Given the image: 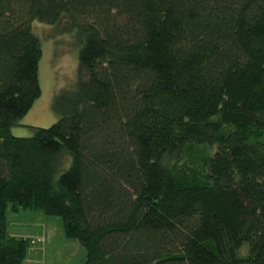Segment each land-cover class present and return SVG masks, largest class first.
Instances as JSON below:
<instances>
[{
  "label": "trees",
  "instance_id": "16d2710c",
  "mask_svg": "<svg viewBox=\"0 0 264 264\" xmlns=\"http://www.w3.org/2000/svg\"><path fill=\"white\" fill-rule=\"evenodd\" d=\"M34 23L80 50L58 120L20 138ZM26 210L82 264H264V0H0V264L26 262Z\"/></svg>",
  "mask_w": 264,
  "mask_h": 264
},
{
  "label": "rangeland",
  "instance_id": "374dc122",
  "mask_svg": "<svg viewBox=\"0 0 264 264\" xmlns=\"http://www.w3.org/2000/svg\"><path fill=\"white\" fill-rule=\"evenodd\" d=\"M32 29L39 36L43 51L38 70L41 96L19 125L11 128L12 134L20 138L32 136V127L48 128L58 120L52 110L55 92L74 83L80 50L75 35L61 34L56 26L34 23ZM211 152L210 148L200 147L193 154L210 156ZM7 217L10 235L29 241L25 264H82L86 258L84 247L65 236L60 217L46 216L38 210L9 211Z\"/></svg>",
  "mask_w": 264,
  "mask_h": 264
}]
</instances>
